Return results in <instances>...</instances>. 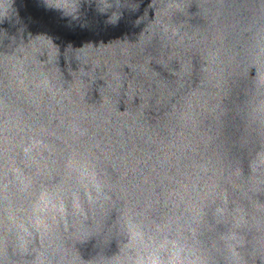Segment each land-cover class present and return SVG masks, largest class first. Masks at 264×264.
Instances as JSON below:
<instances>
[{"label": "water", "instance_id": "1", "mask_svg": "<svg viewBox=\"0 0 264 264\" xmlns=\"http://www.w3.org/2000/svg\"><path fill=\"white\" fill-rule=\"evenodd\" d=\"M0 264H264V0H0Z\"/></svg>", "mask_w": 264, "mask_h": 264}]
</instances>
